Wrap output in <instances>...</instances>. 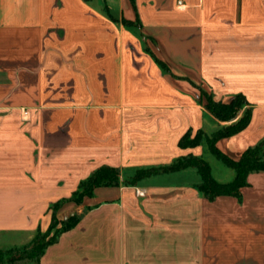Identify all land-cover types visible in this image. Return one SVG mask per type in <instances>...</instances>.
Here are the masks:
<instances>
[{
  "label": "crops",
  "instance_id": "crops-1",
  "mask_svg": "<svg viewBox=\"0 0 264 264\" xmlns=\"http://www.w3.org/2000/svg\"><path fill=\"white\" fill-rule=\"evenodd\" d=\"M67 2L0 0V247L29 243L57 202L110 166L121 170V184L62 202L56 218H81L37 264H264V171L248 174L240 196L210 199L196 168L160 170L193 156L217 181L234 180L235 169L204 138L180 145L187 132L212 136L226 124L206 108L201 89L223 102L241 94L252 107L245 129L215 141L222 153L239 160L264 139V0L88 7L113 34L110 52L77 55V68L53 71L46 52L53 14L65 15L66 27L83 20L82 9L61 7ZM164 31L181 35L171 39L172 56L154 47ZM133 35L141 53H132ZM212 157L223 164L216 171Z\"/></svg>",
  "mask_w": 264,
  "mask_h": 264
},
{
  "label": "trees",
  "instance_id": "trees-1",
  "mask_svg": "<svg viewBox=\"0 0 264 264\" xmlns=\"http://www.w3.org/2000/svg\"><path fill=\"white\" fill-rule=\"evenodd\" d=\"M162 69L169 71V67L163 61L157 59ZM202 95L207 98L206 108L219 120L226 122L212 136L204 135L198 131L194 138H190V132H187L180 140L183 147L193 146L204 138L209 145L212 153L222 160L229 167L235 169L236 176L233 181L222 183L217 181L211 174V166L203 158L184 157L164 169L162 172L177 171L184 168H196L201 176L199 190L206 197L213 199L223 194L241 195V188L247 184V176L251 172L264 171V139L254 146L249 147L239 160H233L215 147V141L221 137L236 134L245 129L251 120L252 107L249 106L246 98L239 94L234 96L229 102L216 101L211 94L201 89ZM240 105L246 107V112L237 118ZM158 170H138L132 177L126 180V183L135 184L141 178L149 176ZM122 182L121 170L119 168L102 166L95 170L87 179L81 181L79 187L72 193L68 199L57 202L53 206V221H56V210L65 200H72L81 203L86 196H92L94 190L99 186L120 185ZM74 196L76 198L72 199ZM81 218V214L72 217L68 223H64L63 228L53 238L44 241L45 234L40 235L37 231L34 238L24 246H15L9 248H0V264H37L47 247L56 242L62 232L72 228Z\"/></svg>",
  "mask_w": 264,
  "mask_h": 264
},
{
  "label": "rangeland",
  "instance_id": "rangeland-1",
  "mask_svg": "<svg viewBox=\"0 0 264 264\" xmlns=\"http://www.w3.org/2000/svg\"><path fill=\"white\" fill-rule=\"evenodd\" d=\"M114 5H119V0H68L67 4H63L61 7L63 9L68 8L69 10L82 9V13L80 15L83 17V20L80 24H67L68 27H66L62 22L65 15L53 14V23L50 27L49 39L46 44V52L51 58V69L53 71H62L67 69L73 70L77 68V65H79L80 63L73 61V59L77 55H99L101 53L105 54L107 52H110L111 48L110 45H108V40L113 36V34L110 31L108 24H106V20H103V18H101L100 16L97 17V14L90 10L88 7L94 6L97 8H101L104 11L105 8ZM172 33V31H164L162 35H160V40H158L157 44H154V47L158 54H166L169 56H172L174 54V49L178 47L172 46L171 39H177L178 36L181 35H179L180 33L177 31L176 35ZM182 37L187 39L188 35H182ZM76 42H79V44H77ZM131 43L132 53H141V45L134 35L132 36ZM188 47L189 46L183 47L185 53L188 52ZM59 80L60 78L59 76H57V78H55V80L53 81H56L58 84ZM240 106L241 109L239 110L237 118L246 112V107L244 105ZM211 159V164L215 171L217 170L218 165H223L222 162L218 161L216 158L212 157ZM74 198H76V196H74L72 199ZM76 215H79V213L67 215L65 219L61 220L57 218L56 221H53L52 219L46 228H40V235L45 234L42 237L44 241L53 238L63 228L64 223H68L71 218L75 217Z\"/></svg>",
  "mask_w": 264,
  "mask_h": 264
}]
</instances>
